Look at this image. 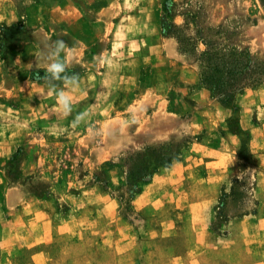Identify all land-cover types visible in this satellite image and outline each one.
Listing matches in <instances>:
<instances>
[{
    "label": "rangeland",
    "instance_id": "obj_1",
    "mask_svg": "<svg viewBox=\"0 0 264 264\" xmlns=\"http://www.w3.org/2000/svg\"><path fill=\"white\" fill-rule=\"evenodd\" d=\"M186 25L264 65V0H0V264H264V82Z\"/></svg>",
    "mask_w": 264,
    "mask_h": 264
},
{
    "label": "trees",
    "instance_id": "obj_2",
    "mask_svg": "<svg viewBox=\"0 0 264 264\" xmlns=\"http://www.w3.org/2000/svg\"><path fill=\"white\" fill-rule=\"evenodd\" d=\"M187 26L173 36L181 53L198 65L202 84L222 105L229 106L247 88L264 82V65L250 53L207 42L203 37L200 40L206 49L200 52L195 38L185 34Z\"/></svg>",
    "mask_w": 264,
    "mask_h": 264
},
{
    "label": "crops",
    "instance_id": "obj_3",
    "mask_svg": "<svg viewBox=\"0 0 264 264\" xmlns=\"http://www.w3.org/2000/svg\"><path fill=\"white\" fill-rule=\"evenodd\" d=\"M174 39H171V42H170V48L167 49L164 51L166 52V56H168L169 58H172V59H176V60H185L186 61V57H184L182 54H180L179 50L176 49L173 45H174ZM54 60V59H53ZM46 61V59H45ZM49 59H47L46 62L42 63V68H48V69H52L54 68L56 65H55V62L54 61H50ZM193 67V66H191ZM200 93L202 95V102L204 103H210L212 100L211 98L215 99L214 96L212 95V93L206 88V87H202L201 90H200ZM216 100V99H215ZM218 103V106L222 109V110H225V108H227V106H224L222 105L219 101H217ZM137 117V116H136ZM103 151V149H102ZM174 168H172V171H173ZM170 170V169H168Z\"/></svg>",
    "mask_w": 264,
    "mask_h": 264
}]
</instances>
